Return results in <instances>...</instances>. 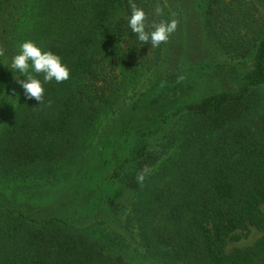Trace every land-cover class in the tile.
I'll return each instance as SVG.
<instances>
[{
	"label": "trees",
	"instance_id": "obj_1",
	"mask_svg": "<svg viewBox=\"0 0 264 264\" xmlns=\"http://www.w3.org/2000/svg\"><path fill=\"white\" fill-rule=\"evenodd\" d=\"M16 2L0 0V20ZM132 3L145 11L146 31L175 18L179 25L201 23L211 42L231 25L222 0ZM36 10L33 42L59 55L70 78L45 82L33 72L44 87L43 104L27 99L20 85L18 104L0 128V179H50L60 165L76 163L90 169L93 190L68 214L42 218L18 207L20 192H0V264H133L137 258L153 264H264V23L250 54H238L250 57L251 65L235 91L176 109L173 117L182 122L169 141L178 143L177 153L141 186L137 173L159 159L150 134L136 132L143 97L129 98V82L146 75L155 80L161 67L184 55L187 42L176 40L178 29L158 47L140 42L129 26V0H38ZM216 24L223 28L219 34ZM5 61L0 56V100L9 85ZM99 163L94 178L91 167ZM92 219L99 220L97 227ZM249 228L262 237L227 252L237 233Z\"/></svg>",
	"mask_w": 264,
	"mask_h": 264
},
{
	"label": "rangeland",
	"instance_id": "obj_2",
	"mask_svg": "<svg viewBox=\"0 0 264 264\" xmlns=\"http://www.w3.org/2000/svg\"><path fill=\"white\" fill-rule=\"evenodd\" d=\"M222 1L226 3L231 13L228 16L230 18L228 22H231L228 29L234 28L235 33L224 29V35L220 37V41L216 39L209 42L201 23L186 22L185 25H179L177 28L179 36L176 40L180 41L179 44L187 42L185 47L181 46L183 49L181 54L184 55L174 56L169 66L161 67L156 73L155 80L150 75H146L137 78L132 84L129 82L128 90L131 92L129 98L136 101L138 97H143V101L137 106L138 112L134 124L136 132L150 134L147 136V141L154 145L153 152H158L159 160L151 166L150 175L156 170H162L163 166L169 164V160L177 153L178 143L169 141L171 134L177 131L182 122L179 117H173L176 109L185 102L198 100L202 96L235 91L240 77L250 68V57L246 56L242 59L238 57V54L241 52L250 54L255 32L258 26L264 23V0ZM37 2L38 0H17L8 11L5 9L0 20V39L4 46L5 67L9 79L7 91L0 100V128L6 124L11 112L18 104L20 87L18 80L26 79L22 73L11 69V63L12 58L20 52V44L29 40L33 41L31 34L38 25L35 15ZM220 25H215L216 34L222 32L223 28ZM233 38L236 39L232 44L228 40ZM178 49L179 47L174 49V55ZM197 64L206 66L205 70L201 72L188 70L190 66ZM180 77L183 79H179ZM102 126L99 127L100 131L96 133V138L102 134L104 130L101 129ZM95 144L96 142L93 146ZM87 154L91 156L92 153L88 151ZM81 165L62 164L56 176L50 179L37 180L31 177L27 180L11 182L0 179V192L6 197L20 192L21 198L16 201L18 207L34 212L39 218L48 214L66 215L71 208L83 203L93 190L90 169L85 170L83 164ZM87 165L91 166L90 163ZM97 165L99 167H91L95 174L102 169L100 163ZM97 176L98 173L94 178ZM31 196L34 199L28 200L27 197ZM262 211L264 213V205ZM98 221L92 219L90 223L97 227ZM237 235L238 241L228 244L227 252L248 248L254 245L263 234L254 228H249L247 231L238 232ZM132 262L133 264L154 263L139 258Z\"/></svg>",
	"mask_w": 264,
	"mask_h": 264
},
{
	"label": "clouds",
	"instance_id": "obj_3",
	"mask_svg": "<svg viewBox=\"0 0 264 264\" xmlns=\"http://www.w3.org/2000/svg\"><path fill=\"white\" fill-rule=\"evenodd\" d=\"M131 7V16L129 26L138 40L144 44L151 42L152 47H158L162 43H167L170 36L177 30L179 21L175 18L170 22H160L151 25L152 31H146L147 15L145 11L138 8L132 0H129ZM162 9L159 5L156 7V13L161 14ZM20 52L12 58L11 69L17 70L26 77L24 80H18V83L24 89L27 99H35L39 104L44 103V87L41 81L36 78V74H43L45 82L55 80L62 83L70 78L69 68L62 63L61 57L51 51H43L33 41H25L20 44ZM4 55V48L0 46V56ZM179 79H183L180 77ZM51 100L48 101V106ZM151 169L145 166L137 173V182L143 186L146 176L150 174Z\"/></svg>",
	"mask_w": 264,
	"mask_h": 264
}]
</instances>
